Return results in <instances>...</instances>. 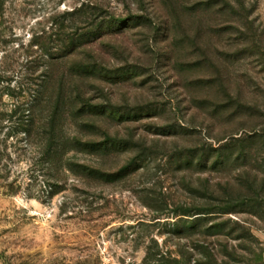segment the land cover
Wrapping results in <instances>:
<instances>
[{
	"label": "rangeland",
	"instance_id": "obj_1",
	"mask_svg": "<svg viewBox=\"0 0 264 264\" xmlns=\"http://www.w3.org/2000/svg\"><path fill=\"white\" fill-rule=\"evenodd\" d=\"M186 261L264 264V0H0V264Z\"/></svg>",
	"mask_w": 264,
	"mask_h": 264
},
{
	"label": "trees",
	"instance_id": "obj_2",
	"mask_svg": "<svg viewBox=\"0 0 264 264\" xmlns=\"http://www.w3.org/2000/svg\"><path fill=\"white\" fill-rule=\"evenodd\" d=\"M89 2L82 3L79 7L74 8L70 12V15L73 17L72 19L73 24H76V21H82V19H84L83 20L84 23L89 20L91 21V19L95 16V12L98 10V6L94 5L92 2L90 4ZM112 22L115 23V20H113ZM105 31H111V29ZM101 36L103 35L93 34L91 29L87 30V32H85L84 34H78L76 31H73L71 34H68L66 41L64 42V45L58 48V54L56 58L63 59L73 56L76 54L78 49L89 46V44L93 42L92 40L94 38H96L95 41H97L101 38ZM95 173L99 174V172L97 171ZM212 213H215L213 208H195L194 210L191 209H186L185 211L182 210L181 212H178L176 216L183 215V216L194 217L199 215V217L194 218V220H192L187 224L186 229H189L190 231H194V232L198 231L197 233L201 237H206V233L209 230H211V227L204 225L209 218L208 215ZM220 213H229V210H223V212ZM185 264H188L187 261Z\"/></svg>",
	"mask_w": 264,
	"mask_h": 264
}]
</instances>
